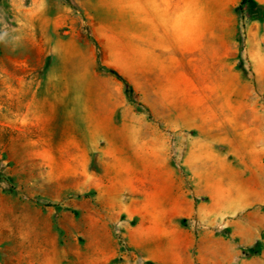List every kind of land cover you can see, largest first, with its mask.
Returning <instances> with one entry per match:
<instances>
[{
	"label": "rangeland",
	"instance_id": "obj_1",
	"mask_svg": "<svg viewBox=\"0 0 264 264\" xmlns=\"http://www.w3.org/2000/svg\"><path fill=\"white\" fill-rule=\"evenodd\" d=\"M239 3L0 0V264H175L204 232L264 264V6Z\"/></svg>",
	"mask_w": 264,
	"mask_h": 264
},
{
	"label": "crops",
	"instance_id": "obj_2",
	"mask_svg": "<svg viewBox=\"0 0 264 264\" xmlns=\"http://www.w3.org/2000/svg\"><path fill=\"white\" fill-rule=\"evenodd\" d=\"M256 3H258L260 6H264V0H255ZM241 2V0H240ZM240 4V3H239ZM220 15L218 14L217 17H213V15L210 14V17L211 19L215 20V22H220V25L222 26H225V27H228L229 24L228 22L225 20V22L223 21L222 17H219ZM220 18H221V21H220ZM211 24V23H210ZM197 39H202V36H198L197 34ZM245 201H248L247 199ZM183 202H185V204H180V207L179 209L177 210L176 212V215L178 217H181V218H184V217H192L193 216V208H192V200L190 199H183ZM186 206H188V208H186ZM205 211H206V207L205 206H202L200 207L199 209V215L200 217H202V219H205ZM235 212V211H233ZM232 212V213H233ZM166 213H168V211H166L164 208H161L160 210L157 209V214L159 216H162V215H167ZM162 223L165 224V221L162 220L159 224H158V229H155L153 231H151L150 233H147L145 234V237L142 238V241L143 242H151L153 240H155V238H161L163 237V235L167 232L166 231V228H164L162 226ZM233 226H237V230L238 231H251L253 230V225H251V223L247 224V225H243V224H240L239 221L235 220L232 222ZM180 234H189L188 232L189 231H186L185 229L183 228H180L178 229ZM191 235V234H190ZM210 237V238H209ZM200 240L204 241L203 245H202V248L200 249L201 246H199L198 248V252L199 254L194 258L193 255H192V252L194 251V248H195V238L193 239L192 236H189L187 237L186 239H182L181 241V251H180V261H177L175 264H195V262L199 263L201 262L202 264H218L216 263L213 258L214 257H217L218 256V252L216 249L213 248L211 242L213 241L212 238H211V234H206V232L203 233V236H201ZM200 245V244H199ZM158 249H160L158 247ZM202 249H210L211 251V257L212 258H207L205 257V254L203 252ZM167 253H171L173 252V249H172V246H169L167 248ZM222 257V255H221Z\"/></svg>",
	"mask_w": 264,
	"mask_h": 264
},
{
	"label": "trees",
	"instance_id": "obj_3",
	"mask_svg": "<svg viewBox=\"0 0 264 264\" xmlns=\"http://www.w3.org/2000/svg\"><path fill=\"white\" fill-rule=\"evenodd\" d=\"M258 4L256 3L255 0H241L239 6H238V10L239 11H242L244 10L245 8L251 10L253 9L254 7H256ZM125 87H126V90L128 92L129 95H133L134 93V90L132 88V86L125 81Z\"/></svg>",
	"mask_w": 264,
	"mask_h": 264
}]
</instances>
